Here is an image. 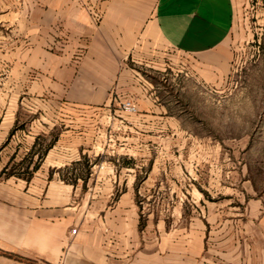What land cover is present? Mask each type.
<instances>
[{"label":"crops","instance_id":"crops-1","mask_svg":"<svg viewBox=\"0 0 264 264\" xmlns=\"http://www.w3.org/2000/svg\"><path fill=\"white\" fill-rule=\"evenodd\" d=\"M236 10L237 0H0V264H264V182L238 154L221 156L226 169L214 156L188 171L170 169L162 154L150 159L142 187L131 166L73 183L61 172L85 154L84 135L74 134L73 151L68 128L28 178L4 176L10 155L22 152L25 131L10 132L27 79L37 97L71 104L65 111L104 110L115 86L142 90L133 66L155 49L215 52ZM228 65V55L196 64L208 72ZM143 191L161 195L148 203L160 213L140 226Z\"/></svg>","mask_w":264,"mask_h":264},{"label":"rangeland","instance_id":"rangeland-1","mask_svg":"<svg viewBox=\"0 0 264 264\" xmlns=\"http://www.w3.org/2000/svg\"><path fill=\"white\" fill-rule=\"evenodd\" d=\"M225 55L229 56L226 71L221 68L214 73L196 66ZM133 68L142 90L132 94L115 86L108 101L100 105L104 110L65 111L63 108L71 104L37 97L33 82L27 79L13 127L25 131L22 152L19 156L8 152L10 161L4 176L28 178L30 166L45 156L64 130L72 128L73 151L81 141L74 134L83 132L82 147H78L85 154L63 168L61 176L69 182L82 176L94 184V170L131 166L138 173L136 185L142 187L150 159H159L162 154L169 155L170 169L178 165L185 171L193 168L194 161L203 165L214 156L216 168L226 169L221 156L238 154L264 182V0H237L233 29L215 52L196 55L161 47L155 49L152 59L140 60ZM9 88L16 90V83H9ZM16 100L10 97L9 105L16 106ZM128 100L137 112L123 110ZM235 140H244L245 146L232 144ZM118 194L112 197L116 199ZM160 196L150 198L144 191L136 194L140 226L149 212L160 213L148 204Z\"/></svg>","mask_w":264,"mask_h":264},{"label":"built area","instance_id":"built-area-1","mask_svg":"<svg viewBox=\"0 0 264 264\" xmlns=\"http://www.w3.org/2000/svg\"><path fill=\"white\" fill-rule=\"evenodd\" d=\"M123 110L128 113H135L137 112V107L131 100H128L123 103ZM76 230V228H73L72 232H76Z\"/></svg>","mask_w":264,"mask_h":264},{"label":"trees","instance_id":"trees-1","mask_svg":"<svg viewBox=\"0 0 264 264\" xmlns=\"http://www.w3.org/2000/svg\"><path fill=\"white\" fill-rule=\"evenodd\" d=\"M14 130H15V128H12L10 134L13 133ZM41 158H42V157H40V159H41ZM38 165H39V161H37V162L35 163L34 168H37Z\"/></svg>","mask_w":264,"mask_h":264}]
</instances>
